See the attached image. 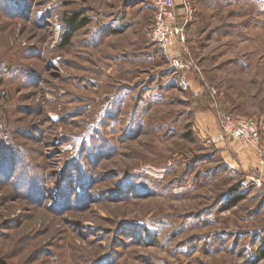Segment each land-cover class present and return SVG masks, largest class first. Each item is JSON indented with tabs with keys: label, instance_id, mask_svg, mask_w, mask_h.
Instances as JSON below:
<instances>
[{
	"label": "rangeland",
	"instance_id": "rangeland-1",
	"mask_svg": "<svg viewBox=\"0 0 264 264\" xmlns=\"http://www.w3.org/2000/svg\"><path fill=\"white\" fill-rule=\"evenodd\" d=\"M156 2L0 0V264H264V182L217 140L264 148V0H174L184 69Z\"/></svg>",
	"mask_w": 264,
	"mask_h": 264
},
{
	"label": "built area",
	"instance_id": "built-area-1",
	"mask_svg": "<svg viewBox=\"0 0 264 264\" xmlns=\"http://www.w3.org/2000/svg\"><path fill=\"white\" fill-rule=\"evenodd\" d=\"M156 7L157 15L149 32L151 41L167 52L173 48L177 49L176 54L172 56V66L188 68L189 64L185 65V59L182 60L180 57L181 49L186 42L185 24L177 22L178 13L174 8V0H157ZM183 9L187 12L186 17L189 16L191 7L188 2H184ZM217 140H236L245 146L258 147L260 161L264 164V148L260 144L261 124L257 119L222 114Z\"/></svg>",
	"mask_w": 264,
	"mask_h": 264
},
{
	"label": "crops",
	"instance_id": "crops-1",
	"mask_svg": "<svg viewBox=\"0 0 264 264\" xmlns=\"http://www.w3.org/2000/svg\"><path fill=\"white\" fill-rule=\"evenodd\" d=\"M176 54V52H174ZM200 125L203 130H207L211 133L213 130L214 138L216 137L217 127L213 125L214 119L211 113L203 112L199 115ZM236 141L227 140V141H219L223 147H228L226 150V154L232 165L243 170L244 172H250L256 176L257 180H262L264 182V164L260 161L259 158V149L258 147H250V146H237L235 144ZM237 143V142H236ZM225 150V149H224Z\"/></svg>",
	"mask_w": 264,
	"mask_h": 264
},
{
	"label": "trees",
	"instance_id": "trees-1",
	"mask_svg": "<svg viewBox=\"0 0 264 264\" xmlns=\"http://www.w3.org/2000/svg\"><path fill=\"white\" fill-rule=\"evenodd\" d=\"M68 23L69 25H71L72 31L75 32L76 30L86 26L89 23V20L85 18L79 19L78 16L75 14L69 18ZM70 38L66 39V42H69Z\"/></svg>",
	"mask_w": 264,
	"mask_h": 264
}]
</instances>
